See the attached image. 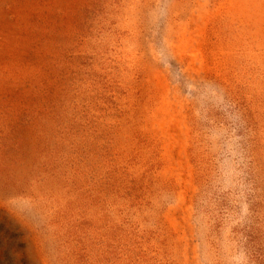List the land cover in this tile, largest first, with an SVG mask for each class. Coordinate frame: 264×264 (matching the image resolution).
Instances as JSON below:
<instances>
[{"label": "rangeland", "instance_id": "374dc122", "mask_svg": "<svg viewBox=\"0 0 264 264\" xmlns=\"http://www.w3.org/2000/svg\"><path fill=\"white\" fill-rule=\"evenodd\" d=\"M0 264H264V0H0Z\"/></svg>", "mask_w": 264, "mask_h": 264}]
</instances>
